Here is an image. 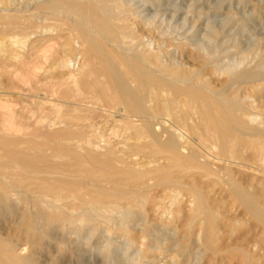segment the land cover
Wrapping results in <instances>:
<instances>
[{"label":"rangeland","instance_id":"obj_1","mask_svg":"<svg viewBox=\"0 0 264 264\" xmlns=\"http://www.w3.org/2000/svg\"><path fill=\"white\" fill-rule=\"evenodd\" d=\"M41 1L46 2V0H0V13H1L0 14V97H1L0 105H3L2 103H4V107H5V108L0 109V113L1 112L3 113V116H2V113L0 114V118H1L0 122L4 121L2 119H7L10 116L9 114H12L13 116L14 115L13 113H15L13 117L16 121H20L19 117H21L22 123H24L25 121V123H29V124L33 123L32 125H34V122L37 119L38 120L41 119L40 123L43 125L40 126L41 124H38L37 122H35V125L38 124L40 127H43V131L45 130V132H48L46 131L47 129L49 130L48 127L55 126L54 128L52 127L51 130L49 131L50 133L49 132L48 133L53 134V132L56 133L57 131L59 133L58 136L60 135L62 136L63 133H60V132H62L64 128L63 126L65 125L61 123V124H55V125L48 126L50 120H54L57 117L56 112L53 111V109L48 105V103L46 104L44 102L47 100L52 101L54 99V96L52 95L51 90H50L51 88L49 89L48 86H51L52 88L56 90L59 89L58 92L62 90L65 92V89H66V92H68L69 89H72L73 87L72 83L70 82V79L67 76L69 75V69L71 70V72H74V73L79 72L77 74H78V78L80 79L79 81L80 84L81 83L82 85L87 84L88 82L92 81L96 77L94 74V71H95L94 69L96 68L97 63L94 59H92L89 55L85 54L84 52H83L84 54L79 55L81 50H83L84 46H82L81 44L79 45V42L77 43L75 41V43H73V47H74L73 52L67 51V54L69 56H72V58L76 60V61L72 60L73 65L71 64L72 66L70 65L67 67L64 65H61V66L57 65L66 56L64 52L61 53L60 51L62 50L61 48V44L63 43L62 41H67L66 38H68L67 31H65L64 29L66 26L65 24H63L64 23L63 21L67 19L66 18L67 15L56 13L53 11L50 12L46 8L43 10L44 6L42 7L43 4H40ZM125 2L126 4H124ZM110 4H112V2H110ZM37 5H41V6L37 7ZM39 7H41L40 10H39ZM6 10L10 13H8ZM119 10L120 11L122 10V12L120 14V20L118 23L121 25L123 24L122 26L124 28H126L127 26L130 29L131 27L130 31L132 32L134 31L133 32L134 37H136L137 35L136 37L137 39L135 40L144 42V44L141 45L142 46L141 49L144 51L147 50L145 52L155 50L154 52L163 53L162 54L163 58L168 63L172 59L178 62L182 61L181 63H183L185 67L191 68V69H194L202 65V72L205 74L206 79L210 82V85L213 88L215 89H221L223 87L227 88L225 92L226 94L225 96L228 98V100L232 99V97H234L238 93H239V96L241 97H244L243 96L244 94L250 96L251 89H252L251 93L256 92L255 93L256 96L254 97V94H251L248 101L249 102L253 101L252 102L253 105L251 103L250 104H251V107L253 108L254 106L256 110H254V108L253 109L251 108L250 110L251 112L254 111L253 113L257 114L256 116L258 117V119L256 118V120L250 121V124L256 127L259 126L260 128L263 127L264 125V110H263L264 109L263 108L264 88L262 87H264V85L259 86V88H262L261 90H263V91L258 90L259 93L257 92V89L250 87L249 86L250 84L249 85L246 84L248 86L244 84L246 87L243 84H241V86H238V88H236L235 86L236 84H234L231 86L232 88L229 87L230 89L229 90L227 87L228 85L227 74L223 72L221 73L220 71L219 72L216 71L214 67L212 66V64L207 63V59H205L207 56H205L206 55L205 53H202L203 51L199 49V46L201 44V45H204L207 49L209 47L208 50L210 51L208 50L206 51H208L209 53L213 52L212 54H214V56H212V60L219 67H224V65H226L229 62L239 60L238 59L239 56H240L239 57L240 59L241 58L243 59L245 57V59L246 58L247 59L246 60L244 59L243 65L245 67L246 66L250 67L251 69L253 68L252 73L253 72L254 74L256 73L257 74L256 77H259V78L261 76L264 77V69H262L264 68V63H263L264 62V55H263L264 54L263 53L264 52V0H125L123 4L120 6ZM13 13L16 15L14 16ZM51 15L52 16L57 15V16L52 17ZM16 16L17 18H15ZM51 17L56 20L52 19ZM63 17L65 18L63 19ZM30 18H34L32 21H30L33 24L32 29L35 28L34 31H32L29 34L30 37L25 42L24 44L25 46L23 45L24 47L22 45L21 46L18 45L17 47L14 46L15 44L11 42L10 37L11 35L12 36L16 35L18 33L17 31L18 29L14 26V24H12V20L19 19L18 20L19 22L25 23L24 21H26L27 23L29 22ZM7 19H10V23L9 21H7ZM49 23L50 24L52 23L53 25L49 26L48 25ZM37 24L39 25L38 27H37ZM9 25L12 26L10 27V29H9ZM50 28H52L53 30H50ZM57 33L59 34V37ZM52 35H53V38L55 37L54 39L52 38ZM56 36L59 39H57ZM189 36H191V38ZM46 37L47 38L49 37V38L47 39ZM44 38H46L47 40L45 41ZM49 39H52L54 41L57 40L56 41L57 43L55 42L56 44H58L60 41L62 43L60 42L58 46L55 43H52V41H50L49 43L48 42ZM196 40H199L201 42L200 44H198L199 46L196 44V43H199V41H196ZM212 40L213 41L215 40L218 42L214 41L215 42L214 43ZM29 41H31V43H29ZM149 41L151 43V47L148 48L147 46H144V45L149 43ZM176 41H184L186 45L183 42H182L183 44H181L180 42V45H179V43ZM46 42H48V45H45ZM40 44L43 46H41ZM193 44L195 45V47H193L194 46ZM38 45L40 46L39 48H38ZM44 45L48 46L47 48L51 47L50 49H52V51L53 50L55 51V52L53 51V53H56V54L52 53V55H55V56L63 55V57L59 56L58 59L56 60L55 56L53 57L49 49L46 50L47 48H45ZM75 46L79 49H77ZM163 46H167V47H163ZM218 47L221 51L218 49ZM247 47L251 48V52H249L250 48H247ZM37 48H38V51L36 52ZM40 48L42 49L44 48L46 50V54L49 52L51 56L49 54H47V56L49 55L51 58L49 56H48L49 58H47L45 52H43L44 50L42 51L40 50ZM32 49L35 50L34 52L35 55L34 53L30 54V50L33 52ZM244 49H246V52ZM39 50L42 52H39ZM241 51L245 53L241 54ZM27 52L29 53V56ZM59 52L60 54H58ZM250 54H251V59H249ZM32 55L34 57H37L34 60L35 62H37V63L34 62L35 65L38 63L40 65L35 66L34 64H32L33 59H34ZM221 55L223 56L220 57ZM45 56H46V60L47 59L50 60L48 64H47V61H45L44 59ZM27 57L29 59L28 61L32 60V62L26 61ZM219 57L221 60L219 59ZM88 58L92 59L93 63ZM247 60L248 61L250 60V61L245 62ZM38 61L42 63L43 68L41 67V63ZM200 61L201 62L204 61L206 65L201 63ZM27 64L31 67L32 65L35 66L36 68L33 67V69L35 72L37 71L38 74L36 73V75H34L33 69L32 68L30 69V67ZM251 64H253L254 67L253 66L251 67ZM16 65L20 68L22 67L21 70L23 71V74H25V76L22 75V71L20 69H17L18 67ZM54 65L55 67H53ZM83 65L85 66L83 67ZM25 66L26 68L28 67V69L26 70L32 71V73L27 71L30 74L28 77L26 75L28 73H25ZM38 66L42 68L43 70H40ZM44 66H45V69H44ZM256 66L258 69L260 68L257 71H256L257 69ZM15 67L17 68L15 69ZM82 72L85 74H83ZM31 74L34 76H32ZM60 74L62 75L61 78H59L61 76ZM85 75L87 76L89 80H86L87 78ZM36 76H39V77H36ZM24 77L29 79V81L27 82V79ZM24 79L27 83H24L25 82ZM95 79H98L99 81V80H102L103 77L100 76ZM82 81H84L85 83L83 84ZM219 82L222 83V87L220 86L221 83ZM258 82H259L258 85H260L261 82L262 84L264 83V81L262 80ZM258 82L256 81L255 83H258ZM255 83L251 84V86H253ZM28 84L31 86H29ZM243 86L245 88H243ZM33 87L35 89H33ZM243 90L244 92L246 91L247 94L246 93L241 94L243 93ZM248 90H250V92ZM228 91L229 92L231 91V92L229 93ZM227 93L230 96L229 95L227 96ZM89 95L87 94V95L81 96L82 98L80 96L79 98L78 96L74 98L72 97H69V98L61 97L60 98L63 100L64 105H66V103H68L69 105L71 104V102L77 101V103L82 105L80 107L82 109L81 114H87L92 120L94 119L91 122L96 123L98 121L97 122L98 124H96L97 129L95 131L90 132L89 131L90 128H87V127L84 128V130L89 131L88 133L89 135H91L90 137H93L92 135L96 133L94 135L96 136L94 139L95 141V144H93L94 146L88 145L87 147H89V149H91L92 151H95L96 152L95 154H98V155L100 154L99 155L100 157H103L102 155L103 151H104V154L106 153V151L108 152L107 150V145H108V149H110V147L112 146L113 150L115 149L114 152H117V155L119 153V156L121 155L124 158H126V161L131 160L132 162H136L135 160L137 161L144 160V158H142V153H140V155L138 156L132 155L133 157L130 156L128 157L129 159L126 157L127 155H124L123 153L124 151H126L125 144L132 143L133 140L129 139L131 130L126 131L124 127L122 128V126L119 125L120 123L118 124L115 121L119 119L121 116V113H123L121 108L111 109L107 105H104L105 104L104 100L107 101V98H104L103 100H101V102L104 103L103 104L100 102V100L96 101L95 99L87 97ZM252 96L254 98H252ZM258 100L261 104L258 103ZM88 102H89V105H87ZM93 102L94 104H92ZM260 105L262 107V110L260 108ZM256 106L258 107V109ZM65 107H67V110H65L66 108H64L63 106L61 108L62 113H65L67 111L69 113H73V112H70L69 106H65ZM5 109L7 111L8 109H10L11 112L13 113L7 112ZM259 109L262 113L257 111ZM6 112L9 113L8 114L9 116L6 115L7 114ZM39 115H40V119H39ZM240 115L242 116L243 114L241 113ZM259 117H261L262 119H260ZM25 118L28 120H26ZM102 119L104 121L101 122ZM106 120H108L107 123L105 122ZM110 120H112L113 123H111L112 121L110 122ZM78 123L79 125L81 124V125L86 126V124L90 123V120L78 121ZM119 126L121 129L119 128ZM30 129L28 128L29 131H31ZM52 130L54 131L51 132ZM97 132H98V135H97ZM18 134L19 133H17V135ZM19 135H21V132ZM37 139L40 141L46 142L45 148L43 149L44 155L40 154V152L42 153V151H38V150L33 151L36 154L34 155L35 157H39L42 155L45 156L44 158L40 159V161L38 162V165L42 168V171L45 174V176L49 175L50 173L62 174L64 176L68 174L67 172H70V174H72L71 176L76 180V182H80L84 190L94 191V192H98L102 194H106L107 192V194H110V193H113L116 189H119L120 187L125 188L127 190L128 189L130 190V188L138 189L144 194V196L146 195L147 201H145L144 204L141 206L138 205L139 210H138V207L133 208L135 212L140 211L141 213L138 214L137 212V216L135 218L136 220L134 219L135 221L132 220L131 222H129V225H131V227L129 226V229H131L132 231L128 229L124 231L125 229L124 228L122 229L123 227L122 225L125 224V220L131 218L130 216L131 214L128 213L129 216H127V214L125 212L123 213L122 210H114L116 213L113 211L108 212L107 215L109 217V220L106 222L99 221L98 224L96 225V230L92 231L91 233L88 231V229L75 232V231H71L68 229L66 231V229H62L56 226H52V228L51 227L47 228L44 225L43 227L45 229H44V234L42 236V239L40 240L39 244H35V245L32 244L33 238L32 239L29 238L28 237L29 234H27V231H26V226H28L30 223L31 225H35V214H34L35 211L32 206L31 195H28V197L22 200V202L21 201L19 202L11 201L8 204H4V203L0 204V206L2 205V207H0V210H3V211H0V241L3 239L2 241L5 240L4 242L8 240L15 242L20 247L22 256H25V257L32 256L31 258L35 264H129V263L130 264H264V224L259 219H257L254 215H252L247 210H245V208L241 204H239V202L236 200L234 195L231 194L232 192L230 191L229 186L221 182L213 174H211L210 176H205L204 178L201 177L200 179L197 177L194 180H192L191 177H189V179L187 177L186 179L187 181L185 180V182L194 183L196 187L201 186V188L200 187L199 188L201 189L204 197L206 196L205 198H207L205 199V203L207 204V207L209 208V214L207 215L209 217L207 218V216L205 217V215L203 214H197V216H195L196 213L193 212V208H194L193 207L194 204L192 203L193 199L184 193H183V196L179 195L180 199H178L179 196L177 197L178 199L177 201L178 203H177V202H174L177 199L173 200L172 198L166 197L164 195V191L161 190L160 187L156 186L155 181L153 179H150V180L147 179L145 181L144 179L137 180V181L128 180L125 183H122L123 185L122 186V185H119L121 184V181H116V180H110V182L109 180L104 181L101 178H99V174H95V175L90 174V178L93 179V180L91 179L92 180L91 181L90 178L87 179V177H89V174L87 175V173H85L82 175L83 173L82 170H84L82 169V167L86 168L85 170L87 171H88V168L89 170L91 168L92 169L97 168L96 166L98 165H99L98 167H102L103 164L100 161H103V159L102 160L98 159L99 162H94V163L91 162L90 160H88V158H86V155H83V154H86L87 152L86 148L83 146H80L79 148V145L71 147L74 150H76L74 152L78 156V158L76 155L74 156V153L71 154L72 156H70L67 151L69 147L66 149V146L72 141H68L66 138H64V135L61 138H56L57 140L56 139L46 140L43 138H37ZM251 140L252 138L250 139L246 137L243 138L242 152L246 156L244 159H237L234 161L232 159L223 160L219 156L215 155L214 150L212 151L208 150L207 151L208 153L205 152L204 158L206 160L207 166L210 167L209 169L215 171L216 169L223 170L227 168L230 170V174L232 175L233 179L237 181L239 185L242 186L244 182L246 183V185L249 184L250 186L249 185L246 186L244 184V186L242 187H246V189L252 188V189H247V190L248 191L251 190L249 192L254 193L253 194L254 198L256 199V201L258 200L257 201L258 204L262 206L263 208V205H264V175H263L264 174V171H263L264 170V152L256 150V153H255L254 152L255 149L252 148L253 142ZM75 141L76 140H73V144L75 143ZM117 141L118 143L120 141L119 143L120 145L115 143ZM121 142H123L124 144ZM247 144H249L250 146ZM58 145H62V146L66 145V146H63V147L61 146V148H58L57 147ZM78 151L79 152L83 151V152L79 153ZM119 151H122V152H119ZM209 151L212 153H210ZM64 152L67 153L68 156ZM79 155H81L83 158L85 156L84 158L85 160L81 159L82 158L81 156H80L81 158H79ZM99 156H96V157H99ZM74 157L77 158V161H78V162H75V164H74ZM241 160L243 162H241ZM85 161L87 165L85 164ZM254 161H256V163H254ZM66 162H68V164L73 163V165H71L72 168L70 167V171L66 169L67 168L66 165H68L66 164ZM81 162H84V163H81ZM160 162H162V160H160ZM63 163L64 165H62ZM90 163H92V165H90ZM212 163L217 164V167H215V164H212ZM80 164H83V166H80ZM58 165H60L62 170L57 169ZM85 165L86 167H84ZM133 166L134 168H138V165H133ZM74 167L76 168L80 167L81 170H78L79 169L78 168L77 170L79 172L77 173L76 168ZM51 168H56L57 170H52ZM28 169H30L31 171H34L31 168H28ZM56 178L57 177L55 176L53 180H56ZM211 178H213L214 180H212ZM210 179L212 181H210ZM48 181H52V180H48ZM153 181L154 183H152ZM116 182L117 183L120 182V183L117 184ZM143 182L144 183L148 182V184L146 183L142 184ZM126 184L127 186H125ZM153 184L155 186H151ZM106 185L108 186V188L109 187L110 188L109 189L106 188L107 187ZM118 185L120 187H118ZM148 186H151V187L148 188ZM143 187L144 188L146 187V188L144 189ZM152 197H154L156 200L155 199L153 200ZM187 197H188V200H187ZM166 198L168 199L166 200ZM141 203L142 202H140V204ZM160 204L161 205L163 204L164 206H161ZM178 207H181L182 209ZM147 208H148V210H146L147 213H145L146 211L144 210ZM7 209H9V211ZM169 209L170 211H168ZM174 210L175 212H173ZM18 211H20V215ZM118 215L120 217H118ZM115 216L121 225L117 222V219L115 218ZM212 217H214V219ZM26 221L27 223L23 224ZM213 221H215L214 224H213ZM212 226L214 227V230H212L213 238H212L211 243H209L206 238L208 237L210 228L213 229ZM143 228H147L146 230L147 232ZM120 230H122L124 233ZM84 231L85 233H87L86 235L89 236L88 239ZM128 231H130L131 234ZM213 231L215 232L214 234H213ZM125 232H128L130 236L127 233L126 235ZM74 233H77V234H74ZM147 233L151 235L148 238L144 237L146 236ZM90 234L92 236H90ZM1 237L3 238L1 239ZM130 237L131 239H129ZM4 238H7V240ZM62 238H64L63 239L64 241H68V242H64ZM81 238H84V239H81ZM26 240L27 241L29 240V241L27 242ZM69 241L71 243H69ZM127 241L128 242L130 241V243H128ZM133 241L134 242L136 241L135 244ZM42 242H45V244ZM126 242L127 244H130V245H127ZM132 242H133V246H132ZM125 244L127 245L126 246L127 248L125 247ZM180 244L181 246L179 247ZM110 245L111 247H109ZM67 246L69 247V249H67L68 248ZM31 249H35L37 252V255H35L36 254L35 250L32 251ZM102 249H104V251Z\"/></svg>","mask_w":264,"mask_h":264},{"label":"bare ground","instance_id":"obj_2","mask_svg":"<svg viewBox=\"0 0 264 264\" xmlns=\"http://www.w3.org/2000/svg\"><path fill=\"white\" fill-rule=\"evenodd\" d=\"M124 1L125 0H118V1L117 0H48V1L46 0V2H43V1L40 2V4H43L42 7L44 6L43 10L46 8L50 12L53 11L56 13H61V14L67 15L66 16L67 19L65 21H63L64 23L63 22L62 23L65 24V26H66L64 29H65V31H67L68 38H66L67 37L66 36L65 38L67 39V41H62L63 43L60 41L62 43L61 44L62 50L61 51L58 50L61 53L64 52L66 54V56L57 65H59V66L64 65L66 67L70 66L71 64L73 65L72 60H75V59H73L72 56H69L67 54V51L73 52V50H74L73 43H75V41H76L77 43L79 42V45L81 44L82 46H84L83 50H81L80 53L78 52L79 55L80 54L82 55L85 53L96 61L97 66L94 69L95 70L94 74L96 76L95 78L100 77V76L103 77V79L99 80V81H98V79L94 78L92 81H90L88 83L86 82L87 84H84L85 83L84 82L85 80H84V81H82L84 85H82V83L80 84V82H79L80 79L78 78V74H77L79 72L74 73V72H71V70L69 69V75H67V76L70 79V82L72 83V86H73L72 89H69V90L67 89L68 92H66V89H65V92L63 90L58 92L59 89L56 90V89L52 88L51 86H48L49 89L51 88L50 90H51L52 95L54 96V99L52 101L47 100L44 102L46 104L48 103V105L57 114V117L54 120H50L48 126L55 125V124H61V123L63 125H65V126H63L64 128H63L62 132H60V131L59 132L63 133L62 136L64 135V138H66L68 141H72L69 144H67V146L63 145V146H66V149L68 147L70 148V149L69 148L67 149L68 154L70 156H72L71 154H73V153H74V156L76 155L74 152L76 150H74L71 147L79 145V148H80V146H83L86 148L87 152H86V154H83V155H86V158H88V160H90L91 162H93V163L99 162L98 159H101V160L103 159V161H100L103 164L102 167H98L99 166L98 163H97L98 166H96L97 168L92 169L89 166L91 169L89 170V168H88V171L85 170L86 168L82 167V169H84V170H82L83 173L81 172L82 175L85 173H87V175L89 174V177H87L85 175L87 177V179L90 178V174H92V175L93 174L94 175L99 174V178H101L104 181L105 180L106 181L109 180V182H110V180L121 181V184H119L120 182L119 183L116 182L119 185H122V183H125L128 180L137 181V180L144 179V181H145L147 179L148 180L153 179L155 181L156 186L160 187L161 190L164 191V195L166 197H169V198H172L173 200H176L179 195L183 196V193L186 194L187 196L191 197L194 201V202L192 201V203L194 204L193 212L196 213L195 216H197V214H203L206 217L209 214V208L207 207V204L205 203V199H207V198H205L206 196L204 197V195L200 189L201 186H199L200 188L198 186L196 187V185L194 183L185 182V180L187 179V177H188V179H189V177H191L192 180H194L197 177L200 179L201 177L204 178L205 176H210L211 174H213L214 176L217 177V179H219L221 182H223L224 184H227L229 186L230 191L232 192V193L231 192L230 193L234 195L236 200L239 202V204H241L245 208V210H247L249 213L254 215L257 219H259L264 224V209H263L264 205L262 208V206H260L258 204V202H257L258 200L256 201V199L254 198V195H253L254 193H250L249 191H251V190H249V191L247 190V189H252V188L246 189V187H242V186H244V184L246 185L245 182L242 186L239 185L238 182L233 179L232 175L230 174V170L227 168L223 169V170H220V169L217 170L215 168L216 169L215 171L209 169L210 167L207 166L206 160L204 158L205 152H207L208 150H210V151L214 150L215 155L219 156L223 160L232 159L234 161L237 159H244L246 157L244 155V153L242 152L243 138L244 137L249 138V139L252 138V140H251L253 142L252 148L255 149V151H254L255 153H256V150L264 152V125L262 128H260L259 126L256 127V126L250 124V121H254V120H256V118L258 119V117L256 116L257 114L253 113L254 112L253 110H252L253 112H251V110H250L252 108L251 104L253 101L252 102L248 101L251 94H254V97L256 96L255 95L256 92L251 93L252 89H251V92H250V90H248L250 92V96H248V95L244 94V93H246V91L244 92V90H246V89H244L243 93H241V94H244L243 95L244 97L239 96V93H238L237 95L232 97V99L228 100V98L225 96L226 95L225 92H226L227 88H225V87H223L221 89L213 88L210 85V82L206 79L205 74L202 72V65H200L194 69H191V68L185 67L184 64L181 63L182 61L178 62V61H174L172 59L168 63L163 58V55H162L163 53L154 52L155 50H151L148 52H145L147 50H145V51L142 50L141 45L144 44V42H140V41L135 40V39H137L136 38L137 35H136V37H134V34H133L134 31L133 32L130 31L131 27L129 29V27H127L125 25L126 28H124L122 26L123 24L121 25L118 23L120 20V14H121L122 10L124 9V7H123V9L121 8L122 9L121 11L119 10V8L123 4ZM110 2H112V4H110ZM124 4H126V2ZM38 6H41V5H37V7ZM40 8L41 7H39V10H40ZM26 9H27V7H26ZM45 11H47V10H45ZM8 13H10V12H8ZM36 13H37V11H36ZM13 15L15 16L16 14L13 13ZM45 15H47V14H45ZM56 16L54 15L52 17H56ZM58 16H60V15H58ZM44 17H46V16H44ZM15 18H17V16ZM48 18H50V17H48ZM64 18L65 17H63V19ZM33 19L34 18H30L29 22H27V23H26V21H24L25 23H21L18 20H15V19L12 20L11 19L12 24H14V26L18 29L17 30L18 33L14 36L11 35V37H10L11 42L13 44H15L14 46H16V47L18 45L23 46L25 44V42L29 39V37H30L29 34L32 31H34V29H35V28L32 29L33 24L30 22ZM52 19H54V18H52ZM54 20H56V19H54ZM7 21H9V23H10V19H7ZM52 23L51 24L49 23L48 25L49 26L53 25ZM43 24H45V23H43ZM38 26L39 25L37 24V27ZM10 27H12V26L9 25V29H10ZM50 30H53V29L50 28ZM6 32H7V30H6ZM214 33H215V31H214ZM55 34H54V36H55ZM210 35H211V33H210ZM220 35H221V33H220ZM64 36H65V34H64ZM40 37H42V36H40ZM58 37H59V34H58ZM189 37L191 38V36H189ZM202 37H204V36H202ZM37 38H39V37H37ZM46 38H44L45 41L49 37L47 39ZM52 38H53V35H52ZM56 38H57V36H56ZM57 39H59V38H57ZM139 40H141V39H139ZM50 41H52V43H55L57 40L54 41L52 39H49L48 42L50 43ZM196 41H199V40H196ZM212 41H211V43H212ZM34 42H36V41H34ZM48 42H46L45 45H48ZM60 42L58 44H60ZM176 42H178L179 45H180V42H181V44L184 43V41H176ZM215 42H218V41H215ZM29 43H31V41H29ZM200 43L201 42L199 41V43H196V44L198 45ZM58 44H56V45H58ZM184 44L186 45V43H184ZM45 45H44V47L47 48L48 46H45ZM51 45H53V44H51ZM41 46H43V45H41ZM144 46H147L148 48L151 47L150 41H149V43H147ZM36 47H37V45H36ZM39 47L40 46L38 45V48ZM163 47H167V46H163ZM193 47H195V45ZM38 48H37L36 52L38 51ZM50 48H47L46 50L49 49V51L52 55L54 50L52 51V49H50ZM190 48H191V46H190ZM247 48H250V47H247ZM77 49H79V48H77ZM153 49H155V48H153ZM199 49L203 51V52L202 51H200V52L206 54L205 56H207V57L205 59H207V63L212 64V66L214 67V69L216 71H218V72L220 71L221 73L223 72V73L227 74V76H228V78H227L228 89H229V87H231L234 84H236L235 85L236 88H238V86H241V84H243V85L244 84L245 85L250 84L249 86L257 89V92H258V90L260 91L262 88H264V87L259 88V86L264 85V83L262 84V82H261V84L258 85L259 84L258 81H261V80L264 81L263 80L264 77H262V76H261L262 78L256 77L257 74L256 73L254 74V72L252 73L253 68L251 69L250 67H247V66L245 67L243 65V61H244L245 57L243 59L242 58L240 59L239 58L240 56H239L238 57L239 60L229 62L226 65H224V67H219L212 60V56H214V54H212L213 52L212 53L208 52V51H210V50H208L209 47L207 49L204 45L200 44ZM218 49H219V47H218ZM40 50H42V51L44 50L43 52H45V54H46V50L44 48L43 49L40 48ZM40 50H39V52H42ZM206 50H208V51H206ZM241 50H243V49H241ZM244 50L246 52V49H244ZM28 52H27V54L29 56ZM31 52L32 51L30 50V54H33L35 52V50H33L32 53ZM60 52L58 54H60ZM249 52H251V48H250ZM249 52H248V54H249ZM50 53L48 52L47 54L50 55ZM198 53H199V51H198ZM244 53L241 51V54H244ZM261 53H262V51H261ZM41 54H43V53H41ZM47 54H46V56H47ZM53 54H56V53H53ZM34 55H35V53H34ZM194 55H196V54H194ZM260 55H262V54H260ZM46 56H45V58L44 57L43 58L45 59V61H47V64H48L50 62V60L49 59L46 60ZM48 56H47V58L50 57V56L49 57ZM52 56L54 57L55 55H52ZM59 56L63 57V55H58V56H55V59L57 60ZM222 56L223 55H221L220 57H222ZM30 57H31V55H30ZM215 57H216V55H215ZM220 57H219V59H220ZM24 58H25V56H24ZM35 58H37V57H34L33 62L31 60V58H30L31 61H28L29 60L28 57L26 58L27 60L26 59L25 60L28 62H32V64L35 65V63H37L34 61ZM88 59H90V58H88ZM92 59H90L91 62H92ZM249 59H251V54H250ZM79 60H80V58H79ZM36 61H37V59H36ZM249 61L247 60L245 62H249ZM38 62H40V61H38ZM25 63H27V62H25ZM201 63L205 64L204 61H202ZM15 64H17V63H15ZM36 65H40V64L38 63ZM26 66H25V73H28V72L32 73V71L30 69L31 68L33 69V67H35V66L32 65V67H31L28 65L30 67V69H29L30 71L26 70V69H28V67L26 68ZM45 66H44V69H45ZM84 66L85 65H83V67ZM252 66L254 67L253 64H251V67ZM260 66H261V64H260ZM17 67H15V69ZM41 67L43 68L42 63H41ZM53 67H55V65ZM21 68L18 67L17 69L21 70ZM42 68L39 67L40 70H43ZM256 68H257V66H256ZM259 69L257 68L256 71ZM262 69H264V68H262ZM33 71H34V69H33ZM34 72H33V74L36 75L37 71L35 73ZM83 74H85V73H83ZM22 75L25 76V74H23V71H22ZM26 75L28 77L30 74L28 73ZM34 75H32V76H34ZM41 75H42V73H41ZM36 77H39V76H36ZM61 77H62V75L59 78H61ZM81 77H82V75H81ZM24 78H26V77H24ZM86 78H87V76H86ZM33 79H31V80H33ZM86 80H89V79L87 78ZM24 81H25V79H24ZM28 81H29V79H27V82ZM66 81H68V80H66ZM256 81L258 83H255ZM27 82L25 81L24 83H27ZM219 83H221V82H219ZM253 83H255V84L253 86H251V84H253ZM215 85H216V83H215ZM248 85H246V86H248ZM29 86H31V85H29ZM220 86L222 87V83ZM220 86H219V88H220ZM244 86H243V88L246 87V86L245 87ZM33 89H35V88L33 87ZM247 89H248V87H247ZM255 89H254V91H255ZM261 91H263V90H261ZM87 94L88 95L90 94L87 97L95 99L96 101L100 100V102L104 98H107V101L104 100L105 104L103 102H101V103H103L104 105H107L111 109L121 108L123 113H121L120 118L115 120V121L118 124L120 123L119 125L122 126V128L124 127L126 129V131L131 130L129 139L133 140L132 143H129L130 142L129 141L128 142L129 144H125L126 145V149H125L126 151H124L123 153H124V155H127L126 156L127 158L132 156V155L138 156V155H140V153H142V158H144V160L140 161L138 159L139 161L135 160L136 162H132L131 160L126 161V158H124L121 155L119 156V153L117 155V152H114L115 149L113 150L112 146H111L112 149H111V147H110V149H108V145H107L108 152L106 151V153L104 154V151H103L102 152L103 157H100L99 156L100 154L99 155L95 154L96 153L95 151H92L91 149H89V147H87L88 145L95 144L94 139L96 136H94V135L96 133L94 135H92L93 137H90L91 135H89L88 132L89 131L92 132V131H95L97 129L96 124H98L97 123L98 121L96 120L97 121L96 123L91 122L94 119L92 120L89 117V115H87V114H81L82 109L80 107L82 105L77 103V101L71 102V104H69V105H68V103H66V105H64L63 100L60 99L61 97H67V98L72 97V98H74L76 96H78V98H79V96L81 97V96H84ZM228 95L229 94L227 93V96ZM254 97L252 96V98H254ZM0 100H1V97H0ZM259 100H258V103H260ZM2 104L3 105H0V109L5 108L4 103H2ZM92 104H94V102ZM87 105H89V102L87 103ZM63 106H64V108H66L65 110H67V107H65V106H69L70 112H73V113H69L68 111L65 113H62L61 108ZM97 108H99V107H97ZM253 108H254V106H253ZM260 108L262 110L261 105H260ZM263 108H264V105H263ZM257 109H258V107H257ZM9 110L10 109H8V111L7 110L6 111L11 112V110L10 111ZM254 110H256V108H254ZM257 111L261 112L260 109ZM3 112H4V110H3ZM11 113H13V112H11ZM241 113L243 114L242 116L240 115ZM8 114L9 113H7L6 115L7 116L10 115V116L7 119H2L4 121L0 122V204H2V203L8 204L11 201H15V202L21 201L22 202V200L26 199L28 197V195H31L32 206H33L34 211H35V213H34L35 214V225H31V223L28 221L30 224L28 223L29 225L26 226V231H27V234H29L28 237L31 239L33 238L32 239L33 245L39 244L40 240L42 239V236L44 234V229H45L43 227L44 225L47 228L48 227L52 228V226H56V227H60L62 229H66V231L68 229V230L75 231V232L82 231L84 229H88V231L91 233L92 231L96 230V225L98 224L99 221H104V222L108 221L109 217H108L107 213L111 212V211L115 212L114 210H122L123 213L125 212L127 214V216H129V214H131L130 215L131 218L125 220V224L122 225L123 226L122 229L123 228L125 229L124 231H126L127 229L131 230V229H129V226L131 227V225H129V222H131L132 220H134L136 218L137 212H138V214L141 213L140 211L135 212L133 208L138 207V210H139L138 205L141 206L144 204L145 201H147L146 195L144 196V194L138 189L130 188L131 186L129 187L130 190L129 189L127 190L125 188L120 187L119 185H118V187H120V188L116 189L117 191L113 190L114 192L110 193V194H107L106 191H105L106 194H102V193H98V192H94V191L84 190L82 188L80 182H76V180L71 176L72 174H70V172H67L68 174L64 175V176L62 174H52V173L45 176V174L42 171V168L38 165V162L40 161V159L45 157V156H43L44 155L43 149L45 148L46 142L40 141L37 138H43L46 140L47 139L48 140H53V139L55 140L56 138H61L62 136L61 135L58 136L59 133L57 131H56V133H54L53 132L54 130L51 131V132H53V134H49L50 133L49 131L51 130V128L53 126L48 127L49 130L48 129L46 130L49 133L45 132V130L43 131V127H40L43 125L40 123V121H41L40 115H39L40 120H38V119L36 120V118H35V120H36L35 122H37L38 124H41L39 126L38 124L35 125V122H34V125H32L33 123H31V122H30L31 124L25 123V121H24V123H22L21 117H19L20 121H16L13 117L15 115V113H13L14 114L13 116H12V114H9V115ZM111 115H113V114H111ZM2 116H3V113H2ZM243 116H244V118H243ZM16 117H17V115H16ZM5 118H6V116H5ZM259 118L262 119L261 117H259ZM42 119H43V117H42ZM26 120H28V119H26ZM83 120H90V123L86 124V126L81 125V124L79 125L78 121H83ZM108 120H106L105 122L107 123ZM0 121H1V118H0ZM102 121H104V120L102 119L101 122ZM111 121L112 120H110V122ZM137 121H138V123H137ZM111 123H113V121ZM116 126H118V125H116ZM116 126H114V127H116ZM120 126H119V128H120ZM85 127L90 128V130L89 131L84 130ZM98 127H100V126H98ZM28 128L29 129L32 128V129H30L31 131H29ZM26 130L29 132H27ZM20 132H21V135H19ZM123 132H125V131H123ZM17 133H19V134L17 135ZM97 135H98V132H97ZM73 140H76L74 144H73ZM96 141H97V139H96ZM120 141H119V143H120ZM115 143L119 144L118 141ZM121 143H123V142H121ZM112 145H114V144H112ZM247 145H249V144H247ZM61 146L62 145H58L57 147L61 148ZM96 146H97V144H96ZM116 147H118V146H116ZM123 149H124V147H123ZM35 150L42 151V153L40 152V154H43V155L39 156V154H38L39 157H35L34 155H36V154L33 152ZM116 150H118V149H116ZM57 152H59V151H57ZM82 152H79V153H82ZM97 152H99V151H97ZM119 152H122V151H119ZM100 153H101V151H100ZM210 153H212V152H210ZM65 154L67 155V153H65ZM80 156L81 155H79V158L82 157V156L81 157ZM96 156H99V157H96ZM250 156H252V155H250ZM77 158H78V156H77ZM77 158L74 157V164H75V162H78ZM84 158H85V156H84ZM84 158L82 157L81 159H84ZM72 159H73V157H72ZM75 159H76V161H75ZM132 159H134V158H132ZM160 160H162V162H160ZM86 161H85V164H86ZM70 162H72V161H70ZM208 162H209V160H208ZM241 162H243V161L241 160ZM81 163H84V162H81ZM101 163H100V165H101ZM254 163H256V161H254ZM66 164H68V162H66ZM132 164L138 165V168H134V166ZM212 164H215V163H212ZM62 165H64V163ZM71 165H73V163L72 164L69 163L68 165H66L67 166L66 169H68V171H70ZM86 165L84 167H86ZM90 165H92V163H90ZM80 166H83V164H80ZM215 167H217V164H215ZM260 167H261V165H260ZM28 168H31L34 171H31ZM74 168H76V167H74ZM211 168H213V167H211ZM51 169L52 170H57V169L62 170L60 165H58L57 169L56 168H51ZM77 169L81 170L80 167H77L76 168L77 173L79 172ZM82 175H81V177H82ZM55 176L57 178H56V180H53ZM85 176H84V178H85ZM96 177H98V176H96ZM93 178H94V176H93ZM91 179L92 178H90V180ZM211 179L214 180L213 178H211ZM211 179H210V181H212ZM48 180H52V181H48ZM84 181H86V180H84ZM94 181H95V179H94ZM154 181L152 183H154ZM98 182H100V181H98ZM145 183L143 182L142 184H145ZM146 184H148V182ZM248 185L249 184H247L246 186H248ZM125 186H127V184ZM151 186H155V185L153 184ZM151 186H148V188H150ZM225 187H227V186H225ZM106 188H108V186ZM114 188H115V186H114ZM159 193H161V192H159ZM152 198H153V200L155 199L154 197H152ZM167 199L168 198H166V200ZM178 199H180V196ZM178 199L174 202H177ZM187 200H188V197H187ZM140 202H142V203L140 204ZM179 202H181V201H179ZM171 204H170V206H171ZM10 206H12V205H10ZM161 206H164V205L162 204ZM0 207H2V205ZM152 208H154V207H152ZM178 208H181V207H178ZM142 209H144V208H142ZM181 209H179V210H181ZM7 210L9 211V209H7ZM146 210H148V208L145 209L144 211H146ZM0 211H3V210H0ZM154 211H156V210H154ZM168 211H170V209ZM18 212L20 215V211H18ZM162 212H163V210H162ZM173 212H175V210ZM145 213H147V211ZM115 215H117V214H115ZM118 217H120V216L118 215ZM208 217L209 216H207V218ZM214 217H212V218L214 219ZM115 218H116V216H115ZM116 219H115V221H116ZM117 222H118V219H117ZM214 222L215 221H213V224H214ZM26 223H27V221L24 222L23 224H26ZM209 224H210V222H209ZM145 225H146V223H145ZM34 229H35V231H34ZM143 229L145 231L147 230V228H143ZM212 230H214V227H213V229L210 228L209 233H208V237L206 238L209 243H211L212 238H213L212 237ZM26 231H25V233H26ZM120 231H122V230H120ZM61 232H62V230H61ZM128 232L131 234L130 231H128ZM128 232H125V234L127 233L129 235ZM146 232H144V233H146ZM63 233H64V231H63ZM84 233H85V231H84ZM214 233L215 232L213 231V234ZM74 234H77V233H74ZM86 234L87 233H85V235ZM48 236H49V234H48ZM90 236H92V235L90 234ZM149 236H151V235H149V233H147L146 236H144V237L148 238ZM2 238L3 237H1V239ZM88 238H89V236H87V239ZM4 239L7 240V238H4ZM63 239L64 238H62V240ZM81 239H84V238H81ZM129 239H131V237ZM2 240L0 241V264H35L31 258L32 256H30V257L29 256L28 257L22 256L21 251H20V247L15 242L9 241V240L4 242L5 240L4 241H2ZM90 240H88V241H90ZM130 241H132V240H130ZM130 241L129 242L127 241V242L130 243ZM45 242H42V243L45 244ZM64 242H68V241H64ZM72 242H73V240H72ZM127 242H126V244H127ZM133 242H132V246H133ZM135 242H134V244H135ZM183 242H185V241H183ZM69 243H71V242L69 241ZM126 244H125V247L127 245H130V244H127V245ZM181 244L179 245V247L181 246ZM68 246H69V244H68ZM30 247H31V245H30ZM109 247H111V245ZM129 247H131V246H129ZM67 249H69V247ZM104 249H102V250L104 251ZM31 250L33 251L35 249H31ZM57 252H59V251H57ZM35 253H36L35 255H37L36 250H35ZM110 254H111V252H110ZM106 255H107V253H106Z\"/></svg>","mask_w":264,"mask_h":264}]
</instances>
